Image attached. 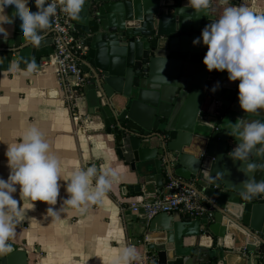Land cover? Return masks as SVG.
Masks as SVG:
<instances>
[{
  "label": "water",
  "instance_id": "water-1",
  "mask_svg": "<svg viewBox=\"0 0 264 264\" xmlns=\"http://www.w3.org/2000/svg\"><path fill=\"white\" fill-rule=\"evenodd\" d=\"M190 16L187 0H86L81 18L71 19L87 50L80 61L88 79L84 123L94 119L129 164L133 181L121 185L124 196L129 191L137 202H154L168 193L164 183L172 177L210 207L199 216L162 212L149 220L142 209L128 211L127 232L133 245L143 246L147 264H264V194L242 198L246 177L230 158L235 125L264 122V110L243 111L239 80L206 69L207 46L192 40L212 17ZM18 27L8 29L7 41L0 39V72L12 62L24 70L38 67L53 52L51 29L34 48L24 45ZM254 175L264 180V171ZM11 245L0 264H26L25 250Z\"/></svg>",
  "mask_w": 264,
  "mask_h": 264
},
{
  "label": "clouds",
  "instance_id": "clouds-1",
  "mask_svg": "<svg viewBox=\"0 0 264 264\" xmlns=\"http://www.w3.org/2000/svg\"><path fill=\"white\" fill-rule=\"evenodd\" d=\"M85 3L86 0H34L36 11H29L28 0H0V39L7 41L6 25L15 20L24 45L38 48L45 39V31L51 28V17L58 7L69 18L79 20ZM219 3L227 6L216 18L211 14L212 0H187V7L195 13L189 20L212 17L192 44L207 46L202 58L206 69L226 70L229 81L239 80L240 108L257 113L264 110V11H257L244 3L231 4L230 0H219ZM9 6L13 9L12 15L5 11ZM180 9L186 12L185 7ZM32 67L29 65L28 70L31 71ZM218 87L219 82L210 90L215 92ZM231 135L236 137L237 143L230 158L239 162L238 170L246 177L240 181L242 198L251 200L264 194V180H257L254 175L257 171H264V122L238 123ZM4 155L9 174L6 179L0 177V257L12 250L10 240L24 219L21 205L13 197L17 185L21 199H27L32 207L37 200L51 206L57 204L62 186L60 181H66L64 190L68 195L62 198V202L81 210L82 206L100 202L120 176L118 170L111 167L97 175L94 166L77 169L67 177L61 175L60 160L50 152L49 143L35 127L25 131L17 142L7 144ZM253 155L255 159H250ZM93 177L95 186L91 187ZM47 214L55 216L59 210L48 207ZM138 258L139 253L134 247H125L112 264H131Z\"/></svg>",
  "mask_w": 264,
  "mask_h": 264
},
{
  "label": "crops",
  "instance_id": "crops-1",
  "mask_svg": "<svg viewBox=\"0 0 264 264\" xmlns=\"http://www.w3.org/2000/svg\"><path fill=\"white\" fill-rule=\"evenodd\" d=\"M218 2L212 0L211 5V14L216 18L223 9ZM249 6L264 11V0H252ZM27 10L36 11L34 0H28ZM5 11L12 15L13 9L9 6ZM15 25L14 20L6 27L12 30ZM191 25V21L187 22V26ZM51 56L40 61L38 67L32 65L31 71L12 62L9 70L0 72V177L6 179L9 174L4 155L7 144L17 142L32 127L42 133L50 152L60 160L61 175L67 177L77 169L94 166L97 175L111 167L120 176L100 202L82 206L81 210L62 202L68 195L64 190L66 181H60L57 204L51 206L37 200L32 207L27 199H21L17 185L13 197L21 205L24 219L10 243L25 250L26 264H112L125 247H134L140 256L143 246L133 245L126 226V214L136 202V195L127 191L124 196L121 192V185L133 181L129 164L118 157L111 136L103 134L94 119L81 125L74 123ZM189 102L183 101L182 111ZM77 104L88 115L85 100L80 99ZM94 186L95 177L91 184ZM48 207L59 210V214H47Z\"/></svg>",
  "mask_w": 264,
  "mask_h": 264
},
{
  "label": "built area",
  "instance_id": "built-area-1",
  "mask_svg": "<svg viewBox=\"0 0 264 264\" xmlns=\"http://www.w3.org/2000/svg\"><path fill=\"white\" fill-rule=\"evenodd\" d=\"M54 35L52 60L57 67L59 85L64 102L71 112L76 125L84 123L86 113L81 112L78 100H84V88L87 84V73L80 68V61L86 54V47L79 39L72 26V20L57 8L51 17V28ZM164 187L168 193L154 202H133L130 209L143 210L147 220L159 213L179 212L187 217L210 213L200 195L188 183L172 177H166ZM131 264H147V258L140 257Z\"/></svg>",
  "mask_w": 264,
  "mask_h": 264
}]
</instances>
